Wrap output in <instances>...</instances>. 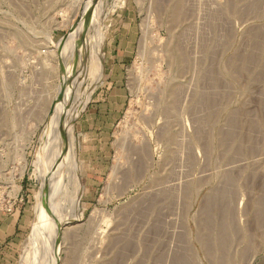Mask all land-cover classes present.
Wrapping results in <instances>:
<instances>
[{
  "label": "rangeland",
  "instance_id": "obj_1",
  "mask_svg": "<svg viewBox=\"0 0 264 264\" xmlns=\"http://www.w3.org/2000/svg\"><path fill=\"white\" fill-rule=\"evenodd\" d=\"M85 1L0 0V198L22 187L28 206L16 264H40L26 241L46 113L100 32L99 65L71 92L72 164L53 203L70 222L53 264H264V0H99L73 28ZM128 17L125 103L87 198L75 122Z\"/></svg>",
  "mask_w": 264,
  "mask_h": 264
},
{
  "label": "bare ground",
  "instance_id": "obj_2",
  "mask_svg": "<svg viewBox=\"0 0 264 264\" xmlns=\"http://www.w3.org/2000/svg\"><path fill=\"white\" fill-rule=\"evenodd\" d=\"M91 9L94 10V12H92L94 13L93 15H97V13L99 12L98 11L99 10V0H86L85 1L84 6L80 10L79 18L77 22L74 24L73 28L85 27L88 14ZM94 18L96 17L94 16ZM101 34L102 32L98 33L97 35H94L95 37L92 36L91 42H89L90 45H88V47H85V49H83L82 51L83 55L84 53L86 54L85 56L87 60L84 61L83 56H82V62L80 63V65L78 64L77 66L79 69L81 67L83 68L81 70L78 69V71L76 70L77 73L72 77H67V75H64V74L62 75V79H61L62 81L59 84L55 92L54 100L51 106L48 108V111L46 113L45 126L42 132V135H41L42 161H41L39 174L41 177L40 179L42 180V185L41 187L39 186L40 188H38V190L35 193V204L33 206L34 221L31 226V230L28 236V241H26L28 245L30 246V249L33 248V251L32 250L31 251L35 252L34 253L35 255L32 254V257L29 255V252H28L27 254L29 255V258L31 257L32 261L33 259H35L36 261L38 260L40 264H53L54 263V261L57 258L58 250H59L60 229H62V225L65 221H69L66 219V216L63 219L62 218L59 219L57 214H60V211L58 210L59 213L55 214L56 210L53 206V203L56 200L55 197L59 190L60 183L62 182L60 171L66 165L68 166L69 161L67 163L66 161L67 159H69V156H70L69 154L72 151L71 144L73 142L71 144L70 143L68 144V142L72 140L73 136L70 137L71 139L69 141L68 139H69L70 131L73 130L71 128L72 125L70 123V118H71V110L74 105L73 103L75 101V98H71V92L76 82H79V83L82 82L81 81L82 78L84 79V76L88 75L89 72L90 74L91 72L93 73V71L99 65L100 58L102 55ZM77 86L75 87L77 88ZM71 157L73 156L71 155ZM71 164L72 163H70V165ZM58 193H61V191ZM57 203H59V201ZM213 208H214V205H213ZM49 211L53 212L51 213L52 215L49 214ZM39 249L41 252L42 251L44 252L45 254L44 256L39 251ZM27 259H28L27 256L25 255L22 256L21 264H27L28 263Z\"/></svg>",
  "mask_w": 264,
  "mask_h": 264
},
{
  "label": "crops",
  "instance_id": "obj_3",
  "mask_svg": "<svg viewBox=\"0 0 264 264\" xmlns=\"http://www.w3.org/2000/svg\"><path fill=\"white\" fill-rule=\"evenodd\" d=\"M131 19H119L114 36L106 48L108 59L104 65L103 80L99 92L87 103L75 122L77 133L87 140V145L80 149V166L85 194L89 198L105 168L107 155L111 148L108 137L112 125L120 117L125 103L124 63L132 54V39L129 37ZM119 29V30H118ZM113 42V43H112ZM78 104L76 112L83 107ZM28 206H23L12 215L0 212V264H16L21 240L28 226Z\"/></svg>",
  "mask_w": 264,
  "mask_h": 264
},
{
  "label": "built area",
  "instance_id": "obj_4",
  "mask_svg": "<svg viewBox=\"0 0 264 264\" xmlns=\"http://www.w3.org/2000/svg\"><path fill=\"white\" fill-rule=\"evenodd\" d=\"M0 193H2L1 190H0ZM25 198H26V195L22 187L18 189L16 195L13 198L11 197H8V199L0 198V212L7 214V215L14 214L17 210H19L24 205Z\"/></svg>",
  "mask_w": 264,
  "mask_h": 264
}]
</instances>
